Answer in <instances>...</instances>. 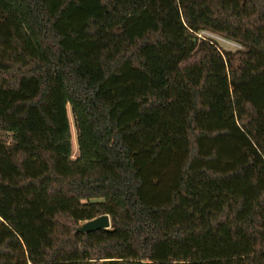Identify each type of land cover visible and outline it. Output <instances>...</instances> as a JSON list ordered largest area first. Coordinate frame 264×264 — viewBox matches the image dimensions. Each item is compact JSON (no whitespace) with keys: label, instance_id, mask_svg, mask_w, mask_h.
<instances>
[{"label":"trees","instance_id":"trees-1","mask_svg":"<svg viewBox=\"0 0 264 264\" xmlns=\"http://www.w3.org/2000/svg\"><path fill=\"white\" fill-rule=\"evenodd\" d=\"M0 264H264V0H0Z\"/></svg>","mask_w":264,"mask_h":264},{"label":"rangeland","instance_id":"rangeland-1","mask_svg":"<svg viewBox=\"0 0 264 264\" xmlns=\"http://www.w3.org/2000/svg\"><path fill=\"white\" fill-rule=\"evenodd\" d=\"M198 36L201 38H207L213 40L214 42L217 43V45L221 50L234 51L240 48L237 44L229 42L215 34L206 31L199 32ZM69 122H70V131H71L72 158L75 159L78 155L77 144H76V131L73 126V121L70 113H69ZM4 137L9 141L11 140L10 135H4Z\"/></svg>","mask_w":264,"mask_h":264},{"label":"water","instance_id":"water-1","mask_svg":"<svg viewBox=\"0 0 264 264\" xmlns=\"http://www.w3.org/2000/svg\"><path fill=\"white\" fill-rule=\"evenodd\" d=\"M109 226H110L109 217L108 215L104 214L83 222L79 227H77L76 231L86 233L103 228H108Z\"/></svg>","mask_w":264,"mask_h":264}]
</instances>
